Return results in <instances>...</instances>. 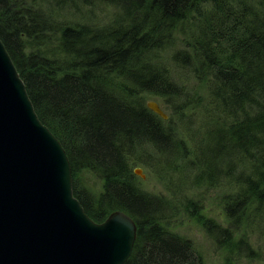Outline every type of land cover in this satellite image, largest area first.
<instances>
[{
    "label": "trees",
    "instance_id": "obj_1",
    "mask_svg": "<svg viewBox=\"0 0 264 264\" xmlns=\"http://www.w3.org/2000/svg\"><path fill=\"white\" fill-rule=\"evenodd\" d=\"M60 1L0 0V39L38 118L65 149L74 196L96 222L116 209L132 217L136 238L124 264H205L192 241L167 226L177 195L147 192L133 172L141 163L165 174L184 161L171 116L163 119L146 106V96L180 92L151 54L154 41L183 36L184 48L172 58L198 66L226 118L207 134L216 153L199 161L202 171L213 157L218 168L241 167V190L230 197L228 215L236 225L250 213L263 217L264 0H101L120 11L107 27L58 20L65 8ZM148 148L164 162L161 168L141 158ZM84 172L101 181L98 191L82 183ZM188 206L223 242L225 264L251 254L246 237L236 238L231 225Z\"/></svg>",
    "mask_w": 264,
    "mask_h": 264
},
{
    "label": "water",
    "instance_id": "obj_2",
    "mask_svg": "<svg viewBox=\"0 0 264 264\" xmlns=\"http://www.w3.org/2000/svg\"><path fill=\"white\" fill-rule=\"evenodd\" d=\"M146 106L168 118L155 100ZM133 172L145 178L141 167ZM135 238L124 211L101 222L84 211L65 149L38 118L0 39V264H123Z\"/></svg>",
    "mask_w": 264,
    "mask_h": 264
},
{
    "label": "rangeland",
    "instance_id": "obj_3",
    "mask_svg": "<svg viewBox=\"0 0 264 264\" xmlns=\"http://www.w3.org/2000/svg\"><path fill=\"white\" fill-rule=\"evenodd\" d=\"M64 4L62 17L58 16V20L86 23L93 27H107L120 12L117 7L101 0H61L58 6L62 7ZM154 44L157 46L151 54L152 61L163 66L169 74V79L180 86L178 87L180 92L178 96L170 95L163 98L150 95L145 99L155 100L171 116V130L181 137L185 154L184 161H181L175 170L170 169L165 174H158L153 168L150 169L141 163L134 164L133 168L141 167L145 174V178L137 175L140 187L147 192L163 195L167 199H171V195H177L167 226L173 232L189 238L195 249L203 256L205 264H225V257L229 253L222 247L221 239L214 240L195 220L192 208L188 206L189 202L220 225H231L236 238L242 235L246 237L252 249L251 254L236 255L233 264H264V216L250 213L248 218L239 219L236 225L228 215L230 197L238 195L241 190L236 178L241 167L233 164L230 169L221 168L222 166L218 168L220 165L214 162L213 157V165L203 172L205 165L199 163L203 158L216 153L211 152L215 140L213 138L209 140L207 134L220 127L223 120H226L220 116V107L208 93L209 82L204 80L196 64L192 66L172 58L175 50L184 48L183 36L176 34L171 41L161 39L154 41ZM142 61H145V57ZM148 150L149 155L145 153L141 158L161 168L164 162L151 148ZM180 154L181 150L176 153L177 157ZM166 162L169 163L167 160ZM82 183L98 191L101 181L93 173L84 172Z\"/></svg>",
    "mask_w": 264,
    "mask_h": 264
},
{
    "label": "bare ground",
    "instance_id": "obj_4",
    "mask_svg": "<svg viewBox=\"0 0 264 264\" xmlns=\"http://www.w3.org/2000/svg\"><path fill=\"white\" fill-rule=\"evenodd\" d=\"M127 259H128V258H127ZM127 259H126V260H127ZM123 264H124V263H123Z\"/></svg>",
    "mask_w": 264,
    "mask_h": 264
}]
</instances>
